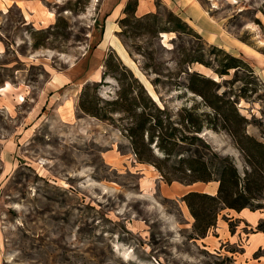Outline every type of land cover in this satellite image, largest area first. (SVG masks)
<instances>
[{"label":"rangeland","instance_id":"obj_1","mask_svg":"<svg viewBox=\"0 0 264 264\" xmlns=\"http://www.w3.org/2000/svg\"><path fill=\"white\" fill-rule=\"evenodd\" d=\"M129 1L0 0V88L14 87L0 95V264H239L232 253L241 243L224 242L217 227L204 237L193 229L185 192H211V185L168 183L155 166L137 160L122 113L113 122L80 109L86 85L104 82L98 92L104 105L124 89L138 96L137 78L169 107L163 117L179 127L178 135L184 106L210 111L185 90L179 62L182 49L201 50L213 61V43L200 33L162 37L178 15L163 0H150L154 14L134 13L124 29L118 18ZM203 1L222 26L226 41L218 46L254 73L244 68L220 78L199 63L185 68L216 78L220 93L232 98L243 86L256 90L237 105L248 134L264 142V0ZM198 136L195 144L176 146L167 162L152 144L165 171L179 166L181 156L197 155L215 162L229 156L244 172L247 162L225 130L205 127ZM182 172L169 175L183 178ZM220 217L235 230L236 219L223 211Z\"/></svg>","mask_w":264,"mask_h":264},{"label":"trees","instance_id":"obj_2","mask_svg":"<svg viewBox=\"0 0 264 264\" xmlns=\"http://www.w3.org/2000/svg\"><path fill=\"white\" fill-rule=\"evenodd\" d=\"M134 3L135 7L133 8ZM134 3L128 2L125 7L126 15L118 21L124 29L133 18L134 13L138 19L154 14L151 12L138 16V0H134ZM172 23L170 30L164 29L160 32H176L179 35L188 34L202 38L179 15L172 19ZM125 32L126 30H121L118 33L123 35ZM209 52L214 55L213 61L217 64H214L212 60H207L206 53L201 50L194 52L187 51V49L181 50L182 58L179 62L183 65L181 72L187 75V81L183 86L187 92L199 96L203 103L210 108V111L199 113L198 103L190 107L184 106L180 112L183 114L181 124L184 129V133L181 135L177 133L179 127L171 119L167 121L163 117L164 114L170 113L169 107L158 104L137 78L136 81L140 88L138 96L130 97L129 90L124 89L117 99L107 100L104 105H100L101 97L98 92L101 85L104 84L102 81L86 85L79 102L83 112L103 120L115 122L113 114L122 113L123 115L120 117L122 130L131 139L137 160L140 163L155 166L168 183L179 181L186 185H192L197 182H218L215 194L190 191L183 197L195 219L193 229L201 237L206 236L208 231L217 225L221 212L225 209L264 210V203L261 200L264 193V142L248 134V118L240 113L237 105L240 98L249 99V91L251 94L257 91L250 90L248 85L243 86L242 94L232 98L233 96L229 97L224 92L220 93V82L216 78L185 67L199 63L212 69L220 78L229 75L232 70L237 72L246 68L249 69L251 75L254 71L244 60L225 52L218 45L212 44ZM221 54L223 56H220ZM129 69L131 68L129 67ZM106 75L107 73L104 74V78ZM205 127L216 131L225 130L231 136L247 162L244 172L240 171L234 159L229 156H215L218 159L215 162L214 159L208 160L197 155L181 156L179 166L172 165L170 170L165 171L164 165L157 161L152 144L156 141L159 149L166 154L164 162H167L174 155L176 146H181L184 143L192 145L197 140L201 141L198 135L203 132ZM178 171L184 174L183 178L169 175L176 174ZM256 231L264 233V220L259 222Z\"/></svg>","mask_w":264,"mask_h":264},{"label":"crops","instance_id":"obj_3","mask_svg":"<svg viewBox=\"0 0 264 264\" xmlns=\"http://www.w3.org/2000/svg\"><path fill=\"white\" fill-rule=\"evenodd\" d=\"M163 2L172 7V9L176 11L183 20L213 44L222 46V42L226 41L225 35L220 31L222 26L219 21L215 20L211 15L203 0H163ZM126 4L127 3L124 5ZM143 7L144 8H142L141 0H139L137 7L138 16L154 12L155 10V5L150 0H145ZM121 18L122 16H120L118 20ZM110 47L115 49L113 44H109V48ZM197 185H203L206 188L211 185V192L208 193L213 194H215L218 189V182L216 181L209 183L197 182L186 186L194 187ZM223 213L232 218L230 219L231 221L235 219L237 220L235 230L233 231L226 220L221 217H219L218 223L214 228L217 227L218 229L223 230L224 242L228 241L233 244L241 243L239 245L241 246V251H235L232 253L235 260H237V263L264 264V233L256 231L259 222L264 220V210L252 211L249 208H245L242 211H236L234 209H225L223 210Z\"/></svg>","mask_w":264,"mask_h":264},{"label":"bare ground","instance_id":"obj_4","mask_svg":"<svg viewBox=\"0 0 264 264\" xmlns=\"http://www.w3.org/2000/svg\"><path fill=\"white\" fill-rule=\"evenodd\" d=\"M141 2H142V8H144L143 7V4L145 3V0H141ZM112 30V27H110L109 28V32ZM165 34L166 33H163L162 34V37H164L165 36ZM231 42H233V41H231ZM118 49H119V54H120V56L123 58V60H128V58H129V55H128V53H127V51L125 50V48L120 44V43H118ZM246 49H248V50H250V51H254L252 48H250V47H246ZM121 58V59H122ZM99 76L98 77H100V74H98ZM142 81V80H141ZM143 82V81H142ZM144 83V82H143ZM145 84V83H144ZM146 87L148 88V90H149V92L154 96V98H156V96H155V93H154V91L152 90V88H151V86L149 85V86H147L146 85ZM14 87H13V85L10 83V82H6L5 84H4V86H2L1 88H0V94L1 95H5L7 92H9V91H11L12 89H13ZM18 98H19V100H21V101H25V97H24V95L23 94H19L18 95ZM152 166V165H151Z\"/></svg>","mask_w":264,"mask_h":264}]
</instances>
